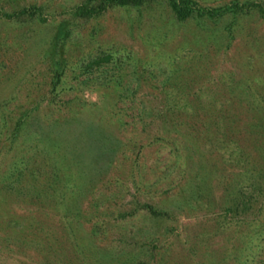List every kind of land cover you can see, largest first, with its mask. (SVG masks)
<instances>
[{
	"label": "rangeland",
	"instance_id": "rangeland-1",
	"mask_svg": "<svg viewBox=\"0 0 264 264\" xmlns=\"http://www.w3.org/2000/svg\"><path fill=\"white\" fill-rule=\"evenodd\" d=\"M82 1L0 0V264H258L264 0H194L216 19ZM31 4L45 20L5 13ZM145 202L166 215L130 214Z\"/></svg>",
	"mask_w": 264,
	"mask_h": 264
},
{
	"label": "trees",
	"instance_id": "trees-1",
	"mask_svg": "<svg viewBox=\"0 0 264 264\" xmlns=\"http://www.w3.org/2000/svg\"><path fill=\"white\" fill-rule=\"evenodd\" d=\"M144 1L145 0H84L81 3L76 4L73 7L72 12L77 17L87 18V17H90L94 14H97V13L107 9L108 7H112L115 5H138V4L140 5ZM168 3L171 6V8L174 10L177 17L180 19H183L186 16L191 15L193 12L197 13L198 15H201V16L205 15V16H208L212 19H216L217 17H219L220 14H222L226 10L223 6L217 7V8L208 7V6H200L194 0H168ZM230 7L231 6L228 5V8H230ZM5 13L9 19L14 20L18 23H25L27 21L29 22L32 19H35L38 17L41 18L42 20H45V16L42 15L40 7L36 4L25 5L19 9H14V10H11V11L5 12ZM62 22L65 23V21H63V20L61 21V23ZM112 59H113V54L103 52L102 54H96V55H92L89 58H86L84 61H82L81 66L85 72H90L94 69H100L102 66L104 67L106 65V63H109L110 61H112ZM61 73H62L61 70L55 68V72L52 75V77H53L52 82L54 85H56L59 82L60 77H61ZM197 97L199 99V96H197ZM200 103H201V101H199L198 104H200ZM190 105H192V109L195 106V104L189 98V110H190ZM199 111L198 110L192 111L191 114L192 115H199V113H203V111L202 112L201 111L199 112ZM204 114H207V113L205 112ZM25 115L26 114L22 115V117L21 116L18 117L17 122H16V129L17 130L19 129L21 124L25 121V118H24ZM226 115H225V113L221 112L220 121H218V120L213 121V119H212V122L216 123L218 121L220 123V124H218L219 127L232 129V125L228 124V122L225 120L227 117ZM201 120L202 121H200V123H199L200 125L198 127H196V128H199V130L196 129V130H198V134L200 133L199 135H202L204 133V132H202L203 128H207V129L209 128L210 129V126H211L210 122H208L207 120H203V119H201ZM190 123H191V124H189L190 126L191 125L194 126L193 123H195V121L190 122ZM205 123L207 124V126H204ZM193 128H195V127H193ZM21 171H22V169L19 170V173H21ZM32 175H34V177H36L38 175L37 171L34 170ZM55 175H57V174L55 173ZM20 179L21 178L19 176L14 177L12 180H10L9 185L11 187H14L13 184L15 183V181L17 182V180H20ZM50 185L53 186V183H50ZM53 188H55V187H52V189ZM69 196H71V197L74 196V193L69 195ZM71 201H72V198H71ZM245 203L246 202H244V204ZM137 207L138 208L135 209L136 211L130 212V214H133V216H135V217H137L138 214H140V216H138V217L143 218V219H144V217H142V215H144V214L146 215V217L151 216V215H160V216L166 215L162 209L153 207L150 203H147V202L142 203L140 207L139 206H137ZM154 254H155V252H150V255L148 256V258L154 257ZM148 258H140L137 261L132 262L131 264H146ZM258 264H264V258L259 260Z\"/></svg>",
	"mask_w": 264,
	"mask_h": 264
}]
</instances>
